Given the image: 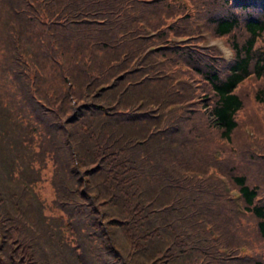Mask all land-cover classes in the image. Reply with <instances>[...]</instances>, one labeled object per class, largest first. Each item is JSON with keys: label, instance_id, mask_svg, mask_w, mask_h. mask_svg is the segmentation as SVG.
Wrapping results in <instances>:
<instances>
[{"label": "trees", "instance_id": "16d2710c", "mask_svg": "<svg viewBox=\"0 0 264 264\" xmlns=\"http://www.w3.org/2000/svg\"><path fill=\"white\" fill-rule=\"evenodd\" d=\"M0 264H264V0H0Z\"/></svg>", "mask_w": 264, "mask_h": 264}, {"label": "rangeland", "instance_id": "374dc122", "mask_svg": "<svg viewBox=\"0 0 264 264\" xmlns=\"http://www.w3.org/2000/svg\"><path fill=\"white\" fill-rule=\"evenodd\" d=\"M208 32L209 31L205 32V29L203 30L204 34L209 35ZM206 44L214 45V46L217 45L222 50L223 56L226 60L229 61L233 58V51H232L230 45L226 41H224V39H222L221 37H211L206 41ZM233 192H234V190H233Z\"/></svg>", "mask_w": 264, "mask_h": 264}]
</instances>
